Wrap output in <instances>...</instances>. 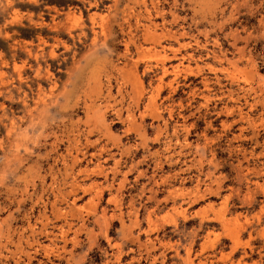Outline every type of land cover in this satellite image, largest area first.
<instances>
[{"label": "rangeland", "instance_id": "obj_1", "mask_svg": "<svg viewBox=\"0 0 264 264\" xmlns=\"http://www.w3.org/2000/svg\"><path fill=\"white\" fill-rule=\"evenodd\" d=\"M0 264H264V0H0Z\"/></svg>", "mask_w": 264, "mask_h": 264}]
</instances>
